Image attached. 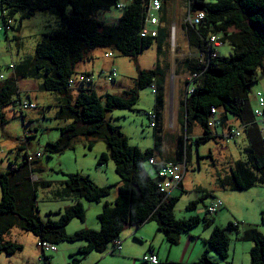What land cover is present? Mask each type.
<instances>
[{
	"label": "trees",
	"instance_id": "trees-1",
	"mask_svg": "<svg viewBox=\"0 0 264 264\" xmlns=\"http://www.w3.org/2000/svg\"><path fill=\"white\" fill-rule=\"evenodd\" d=\"M161 1L162 14L163 6L169 0ZM122 2L125 7L121 10L117 6ZM149 3L150 0H0V19L3 20L6 32L11 29L19 31L22 20L31 18L37 12L51 13L61 23L60 30L43 35L36 46L34 58L14 62L9 66L8 75L0 74V77L3 76V79L0 78L2 124L5 122L4 110L9 105L18 104L24 120L20 104L34 103L22 99L19 84L25 80L37 81L41 90L59 94L58 118L72 121L61 129V137L56 142L45 147V153L49 157L63 153L80 136L102 139L107 145V151L99 157L98 165L114 162L115 171L121 179L116 199L113 203L105 202L98 215L99 230L85 228L67 234L66 227L73 220L86 221V209L81 199L101 203L111 195L112 186H99L89 176L65 175L66 179L62 182L64 188L59 194L75 202L55 214L49 213L48 219L43 221L38 215L35 194L36 186L40 183L33 180V176L38 174L36 165L43 155L40 152L33 155L28 147L19 146L25 160L20 164L10 162L9 171L0 170V256L12 255L23 249L21 245L6 240L7 233L17 224L22 230L36 236L39 243H85L70 256L72 261L69 264H80L79 256L84 258L92 252L107 253L115 240H121V234L126 228L139 229L151 221L156 222L158 232L170 247L178 245L184 233L189 234L201 225L210 227L214 224V215L218 211L211 214L209 205L204 217L177 219L175 206L179 197H167L160 190L161 178L158 173V177L153 178L146 168L149 160L154 158V151H142L130 145L129 138L120 128L107 121L108 113L113 110L135 111L140 92L146 87L155 86L156 107L151 112L157 115L155 131L160 132L161 108L165 103L162 82L165 69L158 65L153 70H141L137 66L134 86L123 95L99 96L94 79L89 84L69 86L72 77L84 74L76 71L77 66L92 61L91 52L96 49L111 48L121 56L136 60L144 51L156 45L158 57L164 56V30H158L156 37L142 35L143 30L149 27ZM190 6L192 12H204L205 18L195 28L185 26L189 45L198 52L197 57H187L182 62L185 70L193 77L192 92L181 102L186 132L190 133L195 125L200 126L203 135L196 142L201 144L217 139L215 131L224 124L225 118L232 116L239 120L247 131L248 145L243 150L244 158L237 160L230 175L219 178L218 183L231 191L264 186V143L250 100L253 86L259 83L260 72L264 73V0H191ZM113 8L120 10L121 16L110 19L113 20L110 25L105 22L106 14ZM20 11L26 12L13 25L15 14ZM212 36L217 37L222 45H231L233 53L230 57L218 55L219 47L211 42ZM85 74L93 77L91 73ZM212 108L222 112L215 128L209 125L213 118ZM25 134L27 136L26 131ZM181 152L184 159L171 162L185 161L188 168L190 149L184 141ZM39 153L41 156L36 158ZM154 167L158 171L161 165ZM207 193L201 191L202 198L191 202L187 208L196 209L200 201L210 197ZM53 215L58 216V219L53 220ZM244 227L240 222H230L226 227L215 226L206 241L209 250L227 261L229 234L236 232L242 240L253 244L250 264H264V234L255 227ZM149 253L155 254L152 249ZM208 254V250L205 251L193 264H219L212 261ZM43 255L44 264H52L51 257L45 253ZM138 264L149 263L141 260ZM164 264L171 263L167 261Z\"/></svg>",
	"mask_w": 264,
	"mask_h": 264
},
{
	"label": "rangeland",
	"instance_id": "rangeland-1",
	"mask_svg": "<svg viewBox=\"0 0 264 264\" xmlns=\"http://www.w3.org/2000/svg\"><path fill=\"white\" fill-rule=\"evenodd\" d=\"M185 8V0H169L170 21L177 22L179 28H181L180 23L185 16ZM25 12L16 13L12 24L15 25ZM1 16L2 11L0 10ZM120 16L121 11L113 8L106 14L107 20L105 22L111 25L113 20L110 19H118ZM60 29L61 23L59 19L48 12H37L31 18L23 19L19 31L11 29L6 32L3 20L0 19V74L8 75L10 73L9 66L14 62L19 63L34 58L36 46L43 38V35ZM175 39L176 51L174 53L171 52L172 42L169 41V47H165L166 53L163 57H174L175 54H179V57H197L198 52L189 46L186 39H184V45L179 44V32L176 28L174 41ZM218 51L221 57H230L233 53L229 43L223 44ZM91 55L93 60L80 63L76 71H90L93 74L99 96H105L106 94L123 95L134 86L133 78L137 75V66L141 65L145 68H151L150 66L155 63L157 47L154 45L144 51L138 60L121 56L119 52L111 48L96 49L91 52ZM177 61L179 59H176ZM173 67V64L168 67V77L171 79L173 74H175ZM112 70H117V79L112 81L104 78L103 74H108ZM261 78H264L262 71L260 72L259 80ZM254 86L256 87V85ZM34 97L35 95H33V103L37 109L24 110V120L18 104L9 105L5 108V122L3 124L0 118V170L9 171L10 162L20 164L25 160L24 152L19 150V146L28 147V150L33 155L38 152L43 155L39 160L40 169L42 170L39 171L38 176L41 183L45 182L47 184L43 185L40 183L35 189L38 215L43 221L48 219L47 215L49 213L55 214L68 206H72L75 202L58 196L59 192L64 188L62 182L66 179L65 175L79 174L89 176L99 186H107L101 185L100 180L103 182L102 184L109 182V185L112 186L111 195L104 198L101 203H92L81 199L86 209V221L81 222L75 219L66 227L67 234H74L85 228L99 230L98 215L101 213L105 202H114L115 196L118 194V184L116 182L121 180L115 171L114 162L109 161L103 166L98 165V159L102 153L107 151V145L102 139L80 136L75 138L71 143V147L63 153L49 157L44 151L45 147L49 143L56 142L61 137V129L70 125L72 121L58 118V113L60 112L59 94L42 90L39 92L37 100ZM22 99L28 101V97L23 95ZM169 100V108L173 112L176 99L174 101V94L171 91ZM155 107L156 96L152 92L151 87H146L140 92V99L135 106V111L113 110L108 113L107 121L120 128L121 132L129 138L130 145L146 150L153 145L156 135L155 129L150 127V120L147 116V113L153 111ZM235 129L238 130V128ZM25 131L32 136L27 137ZM195 132L201 134V129L197 126ZM242 134L243 132L240 136L225 139L223 142L209 140L197 144L196 140H194L192 146L193 163L192 167L189 166L186 185L191 188L201 186L213 190L215 186L213 179L215 170L220 169L222 165L230 161L234 162L244 158L243 148L247 142ZM146 168L149 173H153L149 164H146ZM201 198L199 191L182 194L175 206L176 218L204 217L207 215V206L217 200L216 198L223 202V206L218 210L220 216L216 217L217 213L214 215L215 221L210 227L201 225L191 230L189 234L184 233L178 245L170 247L164 236L158 232L157 224L154 221L146 224L149 241L143 239L145 237H141L138 228L133 227L126 228L121 234V239L131 232L133 234L131 238L138 242L136 243L137 252L144 254L147 250V245L154 243L155 249L160 251V255L162 254V263L160 264L166 263V258L170 252V258H177L175 262L180 264L179 262L182 261L188 240L192 239L191 241H193L191 237L200 234L202 237H198L195 243L200 244L201 248L204 247L202 240L211 236L215 226L226 227L230 222H240L242 227H255L259 232H264V186L254 187L246 191L226 189L216 198H204L203 202L200 201L198 203L196 209L187 208L191 202L198 201ZM231 204L234 207L229 211L227 206ZM232 216H235L238 221ZM51 218L56 220L58 216L53 215ZM229 236V259L227 261L222 260L213 250H210L209 257H212L215 262H220V264H232V255L235 253V264H250L252 242L242 240L236 232H231ZM6 240L21 245L23 249L12 255L2 254L0 256V264H44L45 259L38 244L39 240L32 233L22 230L18 224L13 226L7 233ZM83 244L82 242H62L56 245L57 251L46 255L51 257L52 264H69L72 261L70 256L76 253ZM165 252L166 255L163 256ZM79 258L81 259L80 264L129 263V260H125V254L119 251L113 255L92 252L84 258L80 256Z\"/></svg>",
	"mask_w": 264,
	"mask_h": 264
},
{
	"label": "crops",
	"instance_id": "crops-1",
	"mask_svg": "<svg viewBox=\"0 0 264 264\" xmlns=\"http://www.w3.org/2000/svg\"><path fill=\"white\" fill-rule=\"evenodd\" d=\"M168 6H169V2L163 6V12H162V14H159V16L161 17V21H160L159 26L157 27L158 30H161V29L164 30V35H165V40H164L165 42H164V47H163L164 54L166 53L165 47H169V41H170L169 38H170L172 28H176L177 31L179 32V44L184 45V39H186L188 41V39L185 36L184 18H183V21L180 23L181 28H179L177 25V22L170 21V11L168 10ZM179 44H178V46H179ZM217 53H218V55H220L219 51H217ZM176 56L177 55L175 54L174 57H158V53H157V57H155V63L150 66L151 68H145L141 65L138 66L141 70H153L158 65H160V67L162 69L166 70L165 76L162 79V82L164 84L165 103L163 104V107L161 108L163 110L161 112V117H160L161 130H160V132L156 133V135H158V137H157L158 139L156 138V135H155L153 145L150 148H147L146 150L152 149L154 151V158L159 162L160 161L161 162H171V161L180 162L184 159V155L181 152L182 142L184 141V144L186 146H188L190 149V152L188 155V159H189L188 160V172H189V166L192 167V163H193V160H192V149H193V147L192 146H193L194 140H196L198 137L203 135V130L201 129L200 126H198L199 129H201V134L195 132V129L197 127V125H195L192 128V131L190 133L186 132V129L184 126L183 110H182L180 104H181V102H183L185 100V97L187 94V88L189 85L188 80H189L190 75L182 65L183 60L187 57H179V56L176 57ZM138 59H139V57L136 60H138ZM176 59H179V61L176 62ZM172 64L174 66L173 71L175 74H173L174 77L172 76V79H171L170 77H168V67H169V65L172 66ZM79 73L85 74V73H90V71L79 72ZM104 78H106V76H104ZM134 78H133V80H134ZM259 81L260 82L256 85V87L254 86L255 88L254 87L252 88V93L250 96V100H251L253 110L257 107L256 93L262 92V94L264 95V78H261ZM19 88H20V92L22 93V95L25 97H28L29 102H32V103H33V95H35L34 98L37 100L39 92L42 91L40 88L39 82L34 81V80H25V81L21 82L19 84ZM96 91H97V88H96ZM170 91H171V93L174 94V101L176 99V103H177V108H176V103H175V109L173 112L170 111L169 102H168ZM179 101H180V103H179ZM27 110H30V109H27ZM171 117H172V119H171ZM242 125L243 124L239 120H237L236 118H234L232 116H229L227 119L225 118L224 124L222 126L218 127L215 132L218 135H222L224 133H227L230 128H232V129L240 128ZM242 132H243L242 135L245 137V140L247 142V144L244 146V148H245L248 145L247 131L244 130ZM27 136L30 137L32 135H29L27 133ZM223 141H224V139L222 138V136H220L219 138L216 139V142H223ZM244 148H243V150H244ZM146 150H142V151H146ZM235 162L236 161H234V162L230 161L227 164L222 165V167L220 169L215 170V173L213 176L215 186H214L213 190L211 189L212 191L210 189L203 188L201 186H194L193 188H191L190 186H187L186 185V179L188 177V172H187L182 186L180 187V189L173 191L171 196L180 198L181 195L185 194V193H192V192L199 191L201 194V191H206V192H208L207 194H210V197L216 198L218 195L221 194V192L223 190H226L219 185L218 179L229 176L231 173V168L233 167V164ZM40 167L41 166L38 162V164L36 165V170L38 171V173H40L38 170V168L40 169ZM150 167L152 168V171H153V173L152 174L150 173V175L153 178L158 177L157 176V169L151 165H150ZM38 175L39 174L34 175L33 180L36 182L39 181V183H41V180L39 179ZM100 183H101V185L109 186V182H104V184H102L103 182H101V180H100ZM116 183L119 185L120 181H118ZM176 191H178L179 194L176 193ZM58 196L62 197L60 194H58ZM202 196H203V194H201V197ZM115 197H117V195ZM216 199H218V198H216ZM227 207H228L229 211H231L233 209L234 205L231 204V205H228ZM219 216H220V213L217 212L216 217H219ZM232 217L235 220H237V218L235 216H232ZM246 227L247 226H245L244 229ZM94 229H97V228H94ZM139 231H140L141 237H145L143 239L149 241V238H148L149 234L146 231V224L143 225L141 228H139ZM137 233H136V235H138ZM262 233L264 234V232H262ZM132 235L133 234H131V232H129L128 234L125 235V238L121 239V241L123 243L121 253L125 254V256H126L125 260H129V263H127V264H138L141 260H143L144 256L147 255L151 249L157 255V257L159 259V264L162 263V259H161L162 254L160 255V251L155 249L154 243L147 245V250L145 251V253L143 252L144 254H142L141 252L136 251V243H138V242L135 241L133 238H131ZM198 237H202V236H200V234L194 235L191 237V238H193V241H191L192 239L188 240V242L186 244V249H185L184 254H183L182 261L179 262L180 264H193L194 262L199 260V258L202 256V254L205 251L208 250V252H210V250L206 244V241L211 236L209 238H205L202 240V242L204 244V247H202V248H201L200 244L195 243L196 242L195 240H197ZM238 240L240 241V239H238ZM84 244L81 245V247L84 246ZM111 249H112V247H111ZM165 255H166V252L163 254V256H165ZM232 256L233 257H232L231 263L235 264L236 254L234 253ZM170 257H171V252L168 255V257L166 258V262L168 261L171 264H177L175 262L177 258L172 259ZM210 258L212 259V257H210ZM213 261H215V260H213ZM218 263L220 264V262H218Z\"/></svg>",
	"mask_w": 264,
	"mask_h": 264
},
{
	"label": "built area",
	"instance_id": "built-area-1",
	"mask_svg": "<svg viewBox=\"0 0 264 264\" xmlns=\"http://www.w3.org/2000/svg\"><path fill=\"white\" fill-rule=\"evenodd\" d=\"M185 2H186L185 16H184L185 26L195 28L205 18V14L202 11L192 12L191 6H190L191 0H185ZM124 7H125V4L123 2L118 4L117 6V8L121 10ZM161 9H162L161 0H150V3L147 7V13L149 15L147 24L149 27L143 30V33H142L143 36H147V35H151L152 37L157 36V33H158L157 27L159 26L160 21H161V17L159 16V14H161L160 13ZM186 27H185V36L187 38ZM174 37H175V28H172L170 38H169L170 42H172L171 43L172 53L176 51V39L174 41ZM211 42L217 47L222 46V43L219 42V40H217V37L215 36L211 37ZM215 55L216 54H214L213 56ZM177 56H180V55L178 54ZM117 76H118L117 70H113L111 71V73H109L106 76V79L114 81L117 79ZM0 78L3 79V76H1ZM192 80H193V77L189 76V80H188L189 85L187 88L186 97L188 96L190 92H192V88H191ZM90 82H93L92 76H88L86 74H79V75L72 77V79L69 81V86L85 85V84H89ZM151 89H152V92L155 94L157 90L156 87L152 86ZM186 97H185V100H186ZM256 99H257V107L254 109V115H255L257 123L259 124L262 141L264 143V95L262 94V92L256 93ZM20 105H21L20 106L21 111H24L27 109H37L36 105L34 104L22 103ZM211 113H212L213 118L211 119V122L209 125H210V128H215V126L218 125V118L222 114V112L218 108H212ZM148 117L150 120V127L155 129L157 115L151 112ZM244 130H245V126L242 125L240 128H238V130L229 129L227 133H224L222 135L217 134V138H219L220 136H222L224 140L235 138V137L240 136L242 131ZM40 156L41 154L39 153L35 157L39 158ZM35 157L33 159H35ZM33 159L30 158L31 161ZM149 164L151 166L152 165L155 166L157 164L161 165V167L157 171L158 176L161 178L159 187L163 193H166L167 197L170 196L173 191L178 190L182 186L183 181L188 171L187 164L185 161L181 163L169 162V163L161 164V163H158V161L155 158H151L149 160ZM222 206H223V202L217 199L214 202L209 204L208 210L211 214H215L218 211V209L221 208ZM122 244L123 243L120 239L115 240L112 250L107 251L106 254L113 255L117 251L121 252ZM39 247H40V250L45 254L57 251V246L54 244L48 243V242H40ZM143 260L149 264H159V259L157 255L154 253H148L143 258Z\"/></svg>",
	"mask_w": 264,
	"mask_h": 264
},
{
	"label": "flooded vegetation",
	"instance_id": "flooded-vegetation-1",
	"mask_svg": "<svg viewBox=\"0 0 264 264\" xmlns=\"http://www.w3.org/2000/svg\"><path fill=\"white\" fill-rule=\"evenodd\" d=\"M28 137V136H27Z\"/></svg>",
	"mask_w": 264,
	"mask_h": 264
}]
</instances>
